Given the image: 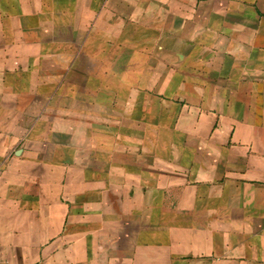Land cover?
<instances>
[{
    "label": "crops",
    "instance_id": "crops-1",
    "mask_svg": "<svg viewBox=\"0 0 264 264\" xmlns=\"http://www.w3.org/2000/svg\"><path fill=\"white\" fill-rule=\"evenodd\" d=\"M0 264H264V0H0Z\"/></svg>",
    "mask_w": 264,
    "mask_h": 264
}]
</instances>
